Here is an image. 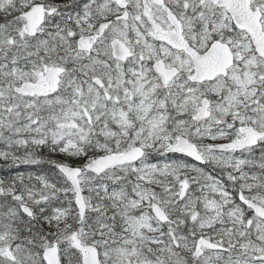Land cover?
<instances>
[{"label":"snow or ice","instance_id":"6c2138e0","mask_svg":"<svg viewBox=\"0 0 264 264\" xmlns=\"http://www.w3.org/2000/svg\"><path fill=\"white\" fill-rule=\"evenodd\" d=\"M0 264H264V0H0Z\"/></svg>","mask_w":264,"mask_h":264}]
</instances>
